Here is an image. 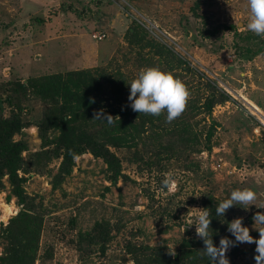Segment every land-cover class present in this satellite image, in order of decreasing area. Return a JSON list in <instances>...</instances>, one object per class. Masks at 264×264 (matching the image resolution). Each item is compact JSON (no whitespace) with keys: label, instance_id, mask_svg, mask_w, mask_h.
I'll return each instance as SVG.
<instances>
[{"label":"rangeland","instance_id":"1","mask_svg":"<svg viewBox=\"0 0 264 264\" xmlns=\"http://www.w3.org/2000/svg\"><path fill=\"white\" fill-rule=\"evenodd\" d=\"M192 4L193 0H0L1 88L29 78L64 79L68 73L88 72L98 84L91 95L96 105L87 118L94 129L108 123L93 118L101 109L116 117L114 122L122 119L120 112L130 104L128 85L143 68L170 72L190 93L185 110L171 123L166 122V112L145 120L127 116L139 136L128 128L125 142L109 145L124 175L115 183L107 179L102 159L88 152L77 156L70 174L55 182L61 156L53 153L54 143L43 144L35 125L48 103L32 94L21 96V116L27 124L13 138L26 144L21 153L26 168L19 175L34 209H22L3 177L0 255L8 241L4 228L20 212L42 219L32 264H137L128 247L135 252L141 245L161 247L171 255L182 241L199 239L191 225L196 215L192 208H205L208 194L219 204L236 188L252 189L257 201L248 208L233 206L220 216L225 229L214 245L223 236L234 239L227 223L236 217H242L250 235L258 238L252 217L264 213V123L247 102L264 113V38L247 30V0H201V17L192 14ZM133 21L144 32L132 30ZM205 28H214L215 34L205 36ZM160 44L173 56L160 52ZM245 44L261 48L247 53ZM211 92L229 98L214 104L208 114L203 103ZM69 113L66 119H73ZM83 121L77 116L75 123ZM181 127L185 132H174ZM208 129L213 131L210 146ZM166 130L173 133L160 138ZM57 134L49 131L48 138ZM169 174L177 184L171 191L162 189ZM2 203L13 206L5 221ZM96 221L108 223L103 254L98 246L81 240L85 235L78 236L92 230ZM226 255L229 264H255V245L238 244ZM139 264L156 262L140 255Z\"/></svg>","mask_w":264,"mask_h":264},{"label":"trees","instance_id":"2","mask_svg":"<svg viewBox=\"0 0 264 264\" xmlns=\"http://www.w3.org/2000/svg\"><path fill=\"white\" fill-rule=\"evenodd\" d=\"M200 1L193 0L191 6L192 14L195 17H201V14L198 13ZM45 20L40 19V21ZM131 27L132 30L136 28V32H139V30L144 32L142 25L134 21ZM202 32L205 36H210L215 34V29L205 28ZM260 48L253 49L248 44L242 47L247 53L252 54L258 52ZM158 49L170 57L173 56L169 48L163 44H160ZM178 62H182V60L180 59ZM88 75H90L88 72L86 74L84 72H79V74L78 72L68 73L64 79L61 76H42L41 78H29L26 83L15 82L10 86L0 87V186L2 178L6 177L11 186L10 194L16 198L17 203L21 205L24 211L33 210L34 206L24 190L22 177L19 175V172H24L26 168L23 165L21 155L22 151L26 149V144L22 139L15 140L13 138L27 124V121L21 116L24 109L20 104L22 101L21 96L26 97L32 94L48 103L44 115L35 125L43 144L47 146L54 143L53 153L58 157L61 156L55 182H60L70 174L75 158L86 152L92 154L93 157L102 159L106 165L105 174L109 181L115 183L123 178L119 159L110 150L109 145H119L125 142L128 128H133L134 134L139 136L135 123L127 120L128 115L134 119L142 118V120L153 116L136 113L127 106L120 112L122 119L111 124H103L94 129L87 118H90L93 114L92 110L96 105L91 95L93 94L92 89L98 88V84ZM228 98L229 96L223 92L219 93L218 97L211 92L205 99L203 108L210 114L214 104L223 103ZM3 104L8 107L7 115L3 113ZM69 112H71L73 119H66L67 114H70ZM77 116H81L84 121L76 124ZM185 130L186 127H181L180 130L174 132L179 131L180 134V131L185 132ZM49 131H57L58 134L50 139L48 138ZM164 132L166 133H162L160 138H163L166 134L170 136L173 133L170 130ZM115 133H119V135L115 136ZM212 135V129H208L206 135L207 146L211 145L209 143ZM167 148L170 149L169 146ZM55 182L52 187L56 186L57 183ZM217 206L218 201L211 194H208L204 207L212 213L210 232L213 234L214 244L225 229L224 223L220 222V216L215 214ZM41 225L42 219L37 214L20 212L17 216L11 218L4 228L7 232L8 241L3 253L0 255V264H32L33 259L36 257ZM83 235L85 236L82 237ZM78 236L82 237L81 240H88L90 244L98 246L99 252L103 254L109 241L108 223L96 221L92 230L80 233ZM203 247L202 240L195 239L191 243L187 240L182 241L179 251L173 256L165 253L161 247H150L148 245H141L140 248H136L135 252L134 247H128V251L132 253L137 264H139L140 255L151 257L152 262L155 261L156 264H210L209 258L202 253L201 249Z\"/></svg>","mask_w":264,"mask_h":264},{"label":"clouds","instance_id":"3","mask_svg":"<svg viewBox=\"0 0 264 264\" xmlns=\"http://www.w3.org/2000/svg\"><path fill=\"white\" fill-rule=\"evenodd\" d=\"M250 9L247 30L264 38V0H247ZM129 95L127 97L132 111L142 114L159 116L166 112V122L171 123L185 110L190 93L186 85L175 78L170 72H164L157 67L141 69L137 76L129 83ZM94 119L106 120L109 124L116 117L108 115L103 109L94 113ZM71 154V152H70ZM176 181L171 174L162 181V189L174 190ZM257 194L250 188L233 189L228 198L222 200L215 209L216 216H224L226 211L233 206L255 205ZM244 209H247L243 207ZM260 208H264V204ZM196 215L191 225H195V234L203 242V255H206L210 264H229L227 251L238 244L248 243L255 245V264H264V213L256 212L253 224L258 225L256 230L259 235L254 238L250 235L248 227L243 225V218L236 217L227 223V231L234 239L223 236L219 245H214L213 234L210 232L211 211L208 208H192ZM175 253L171 254L174 255Z\"/></svg>","mask_w":264,"mask_h":264},{"label":"bare ground","instance_id":"4","mask_svg":"<svg viewBox=\"0 0 264 264\" xmlns=\"http://www.w3.org/2000/svg\"><path fill=\"white\" fill-rule=\"evenodd\" d=\"M247 103H249V105L252 107L253 110H255L257 113L261 115L260 117L264 123V113L261 112V110H259V108L253 104V102L248 101ZM11 213H13V206L5 205L4 203H2V215H1L2 220L5 221Z\"/></svg>","mask_w":264,"mask_h":264},{"label":"built area","instance_id":"5","mask_svg":"<svg viewBox=\"0 0 264 264\" xmlns=\"http://www.w3.org/2000/svg\"><path fill=\"white\" fill-rule=\"evenodd\" d=\"M95 35H96L97 37H99V38L102 37L101 35H97V34H94L93 36H95Z\"/></svg>","mask_w":264,"mask_h":264}]
</instances>
